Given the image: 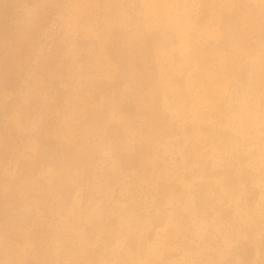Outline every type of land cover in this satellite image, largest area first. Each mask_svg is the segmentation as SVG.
I'll list each match as a JSON object with an SVG mask.
<instances>
[{
	"label": "rangeland",
	"instance_id": "374dc122",
	"mask_svg": "<svg viewBox=\"0 0 264 264\" xmlns=\"http://www.w3.org/2000/svg\"><path fill=\"white\" fill-rule=\"evenodd\" d=\"M0 264H264V0H0Z\"/></svg>",
	"mask_w": 264,
	"mask_h": 264
}]
</instances>
